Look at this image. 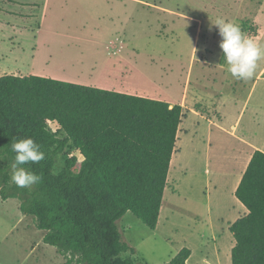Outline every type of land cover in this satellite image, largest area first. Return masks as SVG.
I'll list each match as a JSON object with an SVG mask.
<instances>
[{
    "label": "trees",
    "instance_id": "trees-1",
    "mask_svg": "<svg viewBox=\"0 0 264 264\" xmlns=\"http://www.w3.org/2000/svg\"><path fill=\"white\" fill-rule=\"evenodd\" d=\"M183 118L180 105L161 100L33 75L0 77V198L19 200L66 264H144L124 257L135 250L118 221L131 213L156 230ZM26 137L46 155L24 165L41 182L20 188L10 179L11 141ZM236 197L249 213L230 228L232 264H264V152L254 153ZM190 257L183 249L167 264Z\"/></svg>",
    "mask_w": 264,
    "mask_h": 264
},
{
    "label": "rangeland",
    "instance_id": "rangeland-1",
    "mask_svg": "<svg viewBox=\"0 0 264 264\" xmlns=\"http://www.w3.org/2000/svg\"><path fill=\"white\" fill-rule=\"evenodd\" d=\"M259 7L251 0H0V77L31 76V69L46 68L44 61L31 60L32 50L39 44V54L45 56L47 43L55 34L71 36L99 32L108 36L112 35L114 27L111 23L116 22L117 17L127 18L129 22L124 24V29L132 44L136 45L134 72L140 73V79L135 77L130 88L122 92L174 104L186 95L189 88L190 106L194 101L203 105L199 111L205 114L204 118L185 114L187 138L181 137L180 149L184 145L190 152L192 133L197 126H207L204 125L210 121L207 117L231 129L241 117L251 89L253 99L239 134L253 136L255 131L251 120L256 113L253 108L258 105L262 109L260 116L264 114V78L261 76L264 59L258 62L250 80L232 77L223 64L219 47L222 38L212 23L217 19L237 23L245 34L264 46V29L259 32L260 28L253 20H248L259 12ZM167 9L177 12L179 17L165 15L169 14ZM39 18L43 19V31L37 41ZM262 23L264 25V16ZM49 45L56 53L66 49L61 44ZM85 71L76 66L75 72ZM51 129L58 130L56 126ZM232 145L236 147V144ZM189 158L187 156V162ZM62 162L60 160L57 170L62 167ZM196 163L198 168L205 164ZM17 204H20L17 199L5 202L0 198V264H40L36 262L37 258L41 264H66L67 260H62L55 247L41 240L44 232L37 228L33 217L25 218L20 226L36 234L29 235L32 242L28 241L23 228L12 233L20 214ZM118 227L123 242L135 250L134 255L127 253L124 257L137 263L165 264L167 257L183 240L194 248L191 264H204L205 259L211 264H220L221 258L223 264H227L229 259L227 251L232 239L227 241L230 232L226 229L205 236L202 242L188 232L166 242L131 213L118 221Z\"/></svg>",
    "mask_w": 264,
    "mask_h": 264
},
{
    "label": "crops",
    "instance_id": "crops-1",
    "mask_svg": "<svg viewBox=\"0 0 264 264\" xmlns=\"http://www.w3.org/2000/svg\"><path fill=\"white\" fill-rule=\"evenodd\" d=\"M251 1L256 2L260 7L259 12L248 20H253L260 28L258 31L263 32L264 2ZM166 11H169V14H163L179 17L177 12L170 9ZM181 17L189 18V16L183 15ZM41 20L43 19L39 18V21ZM128 22L127 18L122 20L117 17V21L111 23V26L114 27L110 33L112 35L108 36L101 35L102 33L99 32L71 36L52 34L54 37L51 35L52 37L47 43L45 56H40L39 44L35 46L31 54L32 61L36 62L37 59L44 61L46 68H33L31 74L90 88L123 93L122 91L130 88L129 85L135 80V77L140 79V73L134 72V48L136 45L132 44V40L128 38L124 29V24ZM42 24L41 21L40 28L36 32L35 40L37 39V41L42 36ZM54 43L61 44L66 49L61 53H56L49 45ZM76 66L87 72H75ZM261 76L264 78V66ZM188 90L189 88L186 90V95H183L182 99H177L175 103L173 102L174 104L167 100H161L171 106L180 105L183 108L184 118L178 131L176 149L172 157L158 225L153 232L166 242H172L174 237L185 232L195 235L198 241L202 242L205 240V236L213 235L220 229H226L227 232H230L227 241L229 238L232 239L227 251L229 258L227 264H232V250L236 241L230 228L241 217L249 213L236 197V192L254 153L256 151L264 152V114L260 116L262 109L258 105L255 106L253 111L256 113L251 120L252 130L255 131V134L253 136L239 134L241 123L246 112L250 109L253 99L254 91L251 89L244 102L241 117L231 129L226 128L223 124H216L210 117H207L210 121L204 124L207 125L206 127L199 125L200 127L197 126L194 129L189 146L190 152H187V146L183 145L181 149L179 146L181 137L187 138V132L184 130L185 114L189 113L202 118L205 115L199 111L203 107L200 102L194 101L190 106ZM232 144H236V147ZM187 156L190 157L188 162L186 161ZM198 161L200 164L205 163L204 166L198 168L196 163ZM19 208L20 204H17L18 211H20ZM19 213L18 225L14 226L11 231L13 230L14 234L23 228V233L29 239L28 241L32 242L29 235L35 236L36 234L24 226L20 227L28 216L23 215L21 211ZM37 233L39 232L37 231ZM44 236L41 237L43 242ZM41 240L38 242L41 243ZM183 249L191 251V257L187 261V264H191L194 248L187 240H183L177 246L174 252L167 257L165 264L171 262ZM32 255L34 256V252ZM60 257L62 260L65 259L62 255ZM204 261V264H211L207 259ZM36 262L41 264L40 258H37ZM220 264H223L222 258Z\"/></svg>",
    "mask_w": 264,
    "mask_h": 264
},
{
    "label": "clouds",
    "instance_id": "clouds-1",
    "mask_svg": "<svg viewBox=\"0 0 264 264\" xmlns=\"http://www.w3.org/2000/svg\"><path fill=\"white\" fill-rule=\"evenodd\" d=\"M215 25L222 38L219 47L223 53V64L238 80H250L264 59V46L255 38L245 34L240 25L224 19H217ZM12 151L16 154L11 164V182L17 187L28 188L41 182L42 176L28 170L24 165L38 164L45 159V152L32 137L12 140Z\"/></svg>",
    "mask_w": 264,
    "mask_h": 264
}]
</instances>
